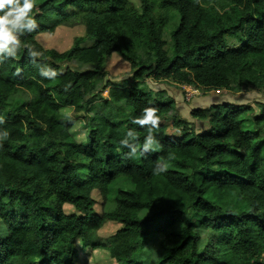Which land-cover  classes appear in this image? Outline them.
<instances>
[{
  "label": "trees",
  "instance_id": "obj_1",
  "mask_svg": "<svg viewBox=\"0 0 264 264\" xmlns=\"http://www.w3.org/2000/svg\"><path fill=\"white\" fill-rule=\"evenodd\" d=\"M140 2L141 13L127 0H36L39 27L19 36L24 47L0 63V134L8 132L0 141V264H74L77 241L115 264H143L155 235L161 256L149 264H264V104L191 111L205 126L196 132L174 115L173 100L146 84L264 94V0ZM76 25L84 35L67 51L36 42ZM28 48L42 53L35 63ZM112 54L129 65L127 79L108 78L103 59ZM74 62L91 70H72ZM41 65L59 75L42 77ZM146 107L181 135H166L160 122L155 151L129 158L120 142L132 130L130 142L142 148L148 131L132 121ZM62 108L85 114L84 143L71 137L74 119ZM245 116L251 131L243 129ZM158 162L166 172L153 173ZM119 177L131 188L111 194ZM66 205L81 216L65 214ZM108 222L120 229L99 239Z\"/></svg>",
  "mask_w": 264,
  "mask_h": 264
},
{
  "label": "rangeland",
  "instance_id": "obj_2",
  "mask_svg": "<svg viewBox=\"0 0 264 264\" xmlns=\"http://www.w3.org/2000/svg\"><path fill=\"white\" fill-rule=\"evenodd\" d=\"M129 4H131L139 13H141V2L140 0H127ZM174 28V26H171ZM171 28L166 29L163 40L165 42L164 49L167 50L170 45V36L169 33ZM84 27L80 25L76 26H62L56 28L53 33H43L36 37V42L46 50H54L58 53H62L67 51L75 38L82 37L84 35ZM92 42H88V44H84L89 46ZM69 67L72 70L79 72H86L91 70L90 65H81L77 63H71ZM103 69L107 72L108 78L113 81H121L128 78L130 75L129 65L124 62L119 56L112 54L109 57H105L103 59ZM62 71H64V67H62ZM146 84L149 89L154 92H159L163 101L167 99L174 101V115L176 117H180L179 119H183L191 123L192 128L196 132H200L204 127L203 123L197 120H193L190 117L191 111H195L198 109H207L214 105H220L222 103H229L240 106H247L257 109V105L264 104V94L259 93L257 91L251 90H242L239 93H234L233 95L225 90H217V91H201L199 89L198 95H193L192 97H188L187 91L191 89L189 86H178L174 83H171L169 80L164 81H153L147 80ZM107 93L104 92L103 96H106ZM166 99V100H165ZM60 114L64 117L74 119V123L70 129V135L77 143H84L85 138L87 136V129L85 127V118L84 113L75 114L71 108H62L60 110ZM251 119L250 116H245V123L243 125V129L246 131H251ZM161 124L165 125V132L168 136H180L181 133L178 132L177 129L173 128L172 123L169 119L165 121H161ZM264 167V163L262 164ZM131 188V184L128 179L119 177L116 179L113 184L110 186V193H114L117 189H123L124 191H128ZM91 198L94 201V210L100 216L103 212V198L101 197V192L96 190L91 192ZM65 214H81L75 210L70 205L64 206ZM120 229V225L116 223L108 222L106 223L101 230L98 231L99 239H106L112 235H114ZM5 228L2 225V221L0 220V236L3 235ZM175 232H178L177 228H174ZM201 235H203L201 233ZM160 236L155 235L153 238L149 239L145 250L141 255V261L143 264H149L155 260L160 259L161 253L158 246V238ZM77 249V257L75 259L74 264H115L113 260H111L108 254L104 251L96 250L92 251L88 248H83L80 241L76 242Z\"/></svg>",
  "mask_w": 264,
  "mask_h": 264
},
{
  "label": "clouds",
  "instance_id": "obj_3",
  "mask_svg": "<svg viewBox=\"0 0 264 264\" xmlns=\"http://www.w3.org/2000/svg\"><path fill=\"white\" fill-rule=\"evenodd\" d=\"M0 13H3V15H0V63H2L6 59H14L24 47L19 36L30 34L39 27L35 19V15L39 13V8L36 6V0H0ZM41 55V52L28 48V56L33 63ZM40 75L48 79H55L59 73L45 65H41ZM65 91H67V88ZM157 113V108L146 107L142 115L132 121L133 124L146 128L148 135L141 148L134 142H130L136 140V134L132 130L128 131L127 137L120 143L129 149L127 153L129 158L137 155L138 151L141 155L155 151V147L159 142L155 139L153 132L159 128L161 122ZM4 123V119L0 117V124ZM7 137L8 132L5 131L0 134V141L7 139ZM0 147H2V144H0ZM167 167V164L158 162L153 169V173H164L167 171Z\"/></svg>",
  "mask_w": 264,
  "mask_h": 264
},
{
  "label": "built area",
  "instance_id": "obj_4",
  "mask_svg": "<svg viewBox=\"0 0 264 264\" xmlns=\"http://www.w3.org/2000/svg\"><path fill=\"white\" fill-rule=\"evenodd\" d=\"M198 94H199L198 90L193 87H191V89L187 91L188 97H192L193 95H198Z\"/></svg>",
  "mask_w": 264,
  "mask_h": 264
}]
</instances>
